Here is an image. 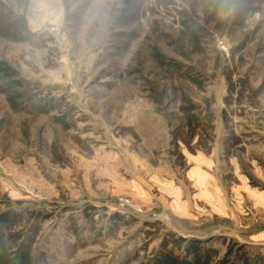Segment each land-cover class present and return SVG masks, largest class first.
Here are the masks:
<instances>
[{
  "label": "rangeland",
  "instance_id": "obj_1",
  "mask_svg": "<svg viewBox=\"0 0 264 264\" xmlns=\"http://www.w3.org/2000/svg\"><path fill=\"white\" fill-rule=\"evenodd\" d=\"M3 215L34 264H264V0H0Z\"/></svg>",
  "mask_w": 264,
  "mask_h": 264
},
{
  "label": "trees",
  "instance_id": "obj_2",
  "mask_svg": "<svg viewBox=\"0 0 264 264\" xmlns=\"http://www.w3.org/2000/svg\"><path fill=\"white\" fill-rule=\"evenodd\" d=\"M44 111V110H43ZM46 111V109H45ZM14 219L11 222L5 221L7 218V215L0 216V264H34L33 258L31 256V246L32 241H24L18 247L16 248L17 254L14 257H11L12 254H10L8 247L6 245V242L4 241L5 236L3 235V231H1L2 223L6 226V229L11 230L13 227H15L16 222H18V216L12 215ZM11 232V231H10ZM191 249L195 253V264H201L202 255L200 254L199 247L193 243H191ZM170 255L163 258V261L160 264H191V263H185L181 261L179 258H173L170 259ZM160 259V258H159ZM159 264V263H158ZM194 264V262H193Z\"/></svg>",
  "mask_w": 264,
  "mask_h": 264
},
{
  "label": "crops",
  "instance_id": "obj_3",
  "mask_svg": "<svg viewBox=\"0 0 264 264\" xmlns=\"http://www.w3.org/2000/svg\"><path fill=\"white\" fill-rule=\"evenodd\" d=\"M190 160L192 161V162H194V164L192 165L191 164V168H190V170L188 171V173H187V177L189 178V180H191V181H196V182H198L197 180V178H196V176L198 175V174H201L202 172H203V170H202V168L200 167V166H198L196 163H195V161H198V162H200L199 160H201V161H203V162H208V163H210V159H209V155H206V153H204V152H199L197 155H194V156H192L191 158H190ZM205 173H207V172H205ZM204 176V175H203ZM195 178V179H194ZM208 178H210V177H208ZM164 185H162L165 189H167L166 187H168L169 185L167 184V182H164L163 183ZM170 187H172L173 188V186L172 185H170ZM174 189H176L175 191H176V193L177 194H179L180 193V190H182L180 187H178V188H174ZM179 199V198H178ZM146 203L148 204V205H150V203H148V201H146ZM145 203V204H146ZM186 212V211H185Z\"/></svg>",
  "mask_w": 264,
  "mask_h": 264
},
{
  "label": "built area",
  "instance_id": "obj_4",
  "mask_svg": "<svg viewBox=\"0 0 264 264\" xmlns=\"http://www.w3.org/2000/svg\"><path fill=\"white\" fill-rule=\"evenodd\" d=\"M37 197V196H36ZM39 197V196H38ZM118 207L122 208V209H127L131 212L140 214V215H144L145 211L143 209V207L136 205L135 203H133V201L128 198V197H123L120 198L117 202Z\"/></svg>",
  "mask_w": 264,
  "mask_h": 264
}]
</instances>
